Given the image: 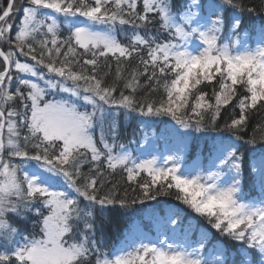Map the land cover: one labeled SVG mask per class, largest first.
I'll list each match as a JSON object with an SVG mask.
<instances>
[{
    "label": "snow or ice",
    "instance_id": "snow-or-ice-1",
    "mask_svg": "<svg viewBox=\"0 0 264 264\" xmlns=\"http://www.w3.org/2000/svg\"><path fill=\"white\" fill-rule=\"evenodd\" d=\"M260 13L264 0H0V264H264ZM121 117L163 124L171 154L128 151ZM182 129L218 133L191 167ZM159 196L178 204L155 236H97L108 206ZM188 212L219 234L211 249L191 220L177 233Z\"/></svg>",
    "mask_w": 264,
    "mask_h": 264
},
{
    "label": "trees",
    "instance_id": "trees-1",
    "mask_svg": "<svg viewBox=\"0 0 264 264\" xmlns=\"http://www.w3.org/2000/svg\"><path fill=\"white\" fill-rule=\"evenodd\" d=\"M260 15H264V13H260ZM256 16L257 14L253 13L251 17L247 15L244 17V25L246 28L250 27L253 23L256 24L257 28L259 27V18L253 20V17ZM241 35L243 36V33ZM135 115L136 114H133V116ZM147 119L149 118H139V120H137L131 117L128 119L121 117L123 124L121 129L123 139L121 142L132 141V143L127 145V149L130 152L136 153V149L140 146L143 137H155L159 146H161L164 138L171 137L167 132L163 131V124L149 123L147 126H144V124L140 122L141 120ZM156 119L168 121L167 117ZM257 120H259V117H256V119L253 120V125H255ZM221 123H223V120H221ZM133 129L136 130L135 135H133ZM181 131L191 132V136L189 137L191 145L190 148L185 152V163H191L194 160H198V158L207 157L208 152L210 151L211 140L218 135L217 132L212 131L204 133L183 129ZM248 132L251 134V126L249 127ZM224 135L227 134L225 133ZM171 138L174 139L173 137ZM245 138L247 139L248 137ZM118 178L119 177H117V179ZM122 190L123 189H121V191ZM176 204H178V202L175 200L174 196H159L157 197L156 201H145L143 204L132 205L126 209H121L118 206H108L104 213V226L97 231V236L105 241L107 248H110L113 245H118L125 236H128L133 230H135V227L138 224H140L144 230L153 233L155 219L158 216H166L168 208ZM190 220L195 225V230L192 232L193 239L199 235V231L201 229H208L211 231L212 242L209 243V249H211L212 243L220 239L219 234L216 233L215 230L210 229V226L207 225L206 220L190 212L185 214L182 221L180 222L181 232L188 227ZM28 228L30 229V222L28 224ZM224 243L228 245L229 249H231L233 246L232 243L226 239L224 240Z\"/></svg>",
    "mask_w": 264,
    "mask_h": 264
},
{
    "label": "rangeland",
    "instance_id": "rangeland-1",
    "mask_svg": "<svg viewBox=\"0 0 264 264\" xmlns=\"http://www.w3.org/2000/svg\"><path fill=\"white\" fill-rule=\"evenodd\" d=\"M253 47L255 46L254 44L252 45ZM175 144V140L172 139L171 137H166L164 138V141L162 142L161 146L158 145L157 140L155 139V137L151 136V137H143L140 146L136 149V153H133L134 155H140L141 158H147V154L151 153L152 155L157 156L158 158H161L163 156H167L169 154H171V149L173 148ZM129 151V150H128ZM185 156V153L183 154V157ZM198 160H194L191 163H185V158L182 159L181 163L183 166L185 167H191L194 163H197ZM160 217V216H158ZM158 217L155 219V223L153 226V233H150L146 230L143 229V227L138 224L136 225L135 229L138 227L139 230L141 232H143L145 235L148 236H155L158 230V226H157V219ZM169 227H171V225H169ZM177 233H181V227L179 225V227L177 228ZM209 255L211 254L210 252L208 253Z\"/></svg>",
    "mask_w": 264,
    "mask_h": 264
}]
</instances>
